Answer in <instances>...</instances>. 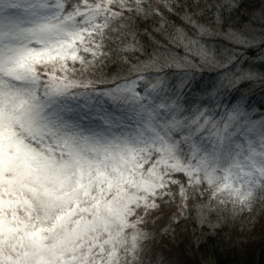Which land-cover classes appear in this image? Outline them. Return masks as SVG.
<instances>
[{
    "label": "snow or ice",
    "instance_id": "1",
    "mask_svg": "<svg viewBox=\"0 0 264 264\" xmlns=\"http://www.w3.org/2000/svg\"><path fill=\"white\" fill-rule=\"evenodd\" d=\"M264 250V0H0V264H222Z\"/></svg>",
    "mask_w": 264,
    "mask_h": 264
},
{
    "label": "trees",
    "instance_id": "2",
    "mask_svg": "<svg viewBox=\"0 0 264 264\" xmlns=\"http://www.w3.org/2000/svg\"><path fill=\"white\" fill-rule=\"evenodd\" d=\"M235 259L236 257L233 255L225 254L221 256L222 264H230V262ZM244 259H246L249 264H264V250H262L258 238L251 245L248 255L244 257Z\"/></svg>",
    "mask_w": 264,
    "mask_h": 264
}]
</instances>
